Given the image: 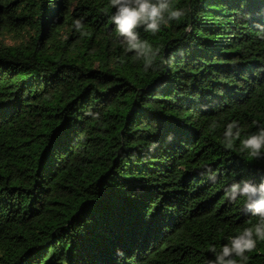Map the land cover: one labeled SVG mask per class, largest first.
I'll use <instances>...</instances> for the list:
<instances>
[{
    "label": "trees",
    "instance_id": "16d2710c",
    "mask_svg": "<svg viewBox=\"0 0 264 264\" xmlns=\"http://www.w3.org/2000/svg\"><path fill=\"white\" fill-rule=\"evenodd\" d=\"M171 4L145 71L109 0H0V264H209L257 222L225 191L264 158L223 133L264 125V0Z\"/></svg>",
    "mask_w": 264,
    "mask_h": 264
},
{
    "label": "clouds",
    "instance_id": "9594fccd",
    "mask_svg": "<svg viewBox=\"0 0 264 264\" xmlns=\"http://www.w3.org/2000/svg\"><path fill=\"white\" fill-rule=\"evenodd\" d=\"M113 13L110 23L114 25L117 42L123 49L124 55L132 54L133 58L143 61L144 70H155L156 58L159 50L154 49L148 40L142 39L138 29L142 28L145 33L156 35L163 26L173 21H180L184 11L173 7L171 0H109ZM75 30L83 38V22L79 19L74 21ZM257 37L264 40V25H258ZM216 128L214 122L211 125ZM242 129L235 120L228 123L223 133L224 146L231 150L236 141H239V151H247L254 158H264V125H259L255 133L241 139ZM213 182L215 174L209 176ZM243 198L244 209L257 222L251 227H245L240 234L229 236L228 243L224 244L219 251L215 246H210L209 251L215 259L209 264H237V259L246 260L245 253L250 252L256 246V239L264 240V181L254 184L244 180L231 184L225 191V199L235 202Z\"/></svg>",
    "mask_w": 264,
    "mask_h": 264
},
{
    "label": "rangeland",
    "instance_id": "374dc122",
    "mask_svg": "<svg viewBox=\"0 0 264 264\" xmlns=\"http://www.w3.org/2000/svg\"><path fill=\"white\" fill-rule=\"evenodd\" d=\"M7 42H9V41H7Z\"/></svg>",
    "mask_w": 264,
    "mask_h": 264
}]
</instances>
